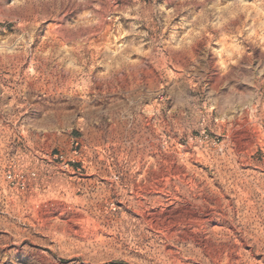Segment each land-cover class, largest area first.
Masks as SVG:
<instances>
[{
  "label": "rangeland",
  "instance_id": "rangeland-1",
  "mask_svg": "<svg viewBox=\"0 0 264 264\" xmlns=\"http://www.w3.org/2000/svg\"><path fill=\"white\" fill-rule=\"evenodd\" d=\"M0 264H264V0H0Z\"/></svg>",
  "mask_w": 264,
  "mask_h": 264
},
{
  "label": "built area",
  "instance_id": "built-area-1",
  "mask_svg": "<svg viewBox=\"0 0 264 264\" xmlns=\"http://www.w3.org/2000/svg\"><path fill=\"white\" fill-rule=\"evenodd\" d=\"M76 146V145H75Z\"/></svg>",
  "mask_w": 264,
  "mask_h": 264
}]
</instances>
